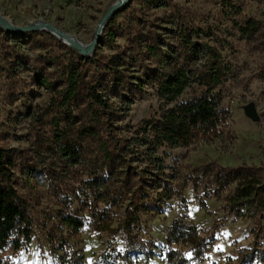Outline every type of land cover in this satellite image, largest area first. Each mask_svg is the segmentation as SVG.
<instances>
[{"label": "rangeland", "instance_id": "374dc122", "mask_svg": "<svg viewBox=\"0 0 264 264\" xmlns=\"http://www.w3.org/2000/svg\"><path fill=\"white\" fill-rule=\"evenodd\" d=\"M115 1L0 0V17L16 28L50 24L86 46ZM172 2L175 10H154L146 9L141 0H130L119 10L115 35L106 37L102 31L99 45L88 57L47 32L36 31L35 43L32 32L18 34L0 27V148L14 156L13 186L25 202L34 232L32 242L21 251L2 253L0 264H71V253L82 264H168L171 251L185 264H264V214L258 220L235 218L225 201L233 187L217 197L213 183L218 170L251 166L264 172L263 5L258 0ZM175 20L220 53L230 70L220 90L231 113L229 131L235 143L229 148L221 142H199L187 149H162L159 155L165 174L172 177L175 195L162 211L141 214L127 237L129 200L117 206L95 201L86 189L85 171L45 147L51 94L37 80L40 60L50 56L63 61L69 50L83 60L94 55L109 59L130 50L137 32L175 44ZM249 20L258 24V32L250 38L239 33ZM130 72L140 75L136 69ZM146 92L132 102L118 124L124 132L157 115L158 99L151 90ZM249 105L257 121L247 117ZM144 166L133 163L136 171ZM67 214L81 221L82 227H68L63 220ZM101 219L109 228L100 225ZM177 221L198 230L205 241L203 256L197 257L187 243H170L168 235Z\"/></svg>", "mask_w": 264, "mask_h": 264}, {"label": "trees", "instance_id": "16d2710c", "mask_svg": "<svg viewBox=\"0 0 264 264\" xmlns=\"http://www.w3.org/2000/svg\"><path fill=\"white\" fill-rule=\"evenodd\" d=\"M264 8V0H258ZM146 9H176L172 0H141ZM114 13L103 29L115 35ZM175 44H164L160 36L137 32L134 44L112 58L93 56L83 60L67 51L61 61L45 56L40 60L37 80L51 94L49 136L45 147L56 156L85 171L86 189L97 202L119 205L129 200L124 232L131 236L140 215L162 211L174 197L172 177L160 157L162 149H187L202 142L234 145L229 131L230 111L223 104L220 87L230 74L220 53L185 24L174 21ZM258 24L249 20L239 28L243 37H253ZM35 32L32 42H38ZM131 69L139 71L134 77ZM49 76H54L51 78ZM151 90L158 99V113L134 131L124 132L119 123L132 102ZM187 95L186 98H183ZM181 99V100H180ZM134 160H132V159ZM145 166L136 171L134 162ZM14 156L0 148V255L19 252L33 240L31 217L13 186ZM213 183L220 197L233 187L225 201L237 219H263L264 172L241 166L218 170ZM205 208L204 203L201 204ZM65 224L75 230L82 222L65 215ZM100 225L109 228L106 219ZM170 243L189 244L197 257L203 256L205 241L192 225L175 222L168 235ZM168 264H185L175 251ZM71 264H82L74 253ZM67 264H70L69 261Z\"/></svg>", "mask_w": 264, "mask_h": 264}, {"label": "water", "instance_id": "95a60500", "mask_svg": "<svg viewBox=\"0 0 264 264\" xmlns=\"http://www.w3.org/2000/svg\"><path fill=\"white\" fill-rule=\"evenodd\" d=\"M128 1H130V0H128ZM124 6H125L124 3L119 2V3H116L115 5L111 6L107 10V12L105 13V15L103 16V18L100 22V28L95 31V35H94L93 40L91 41L90 44L86 45L85 48L82 47V45L78 41L73 42V45L70 46V48L76 50L81 57H88L89 55H91L93 53L94 49L99 45L101 32L104 29V27L106 26V24L108 23V21L110 20V18L114 15V13L119 11L120 8H122ZM0 27L4 30H8L9 32H14V33H18V34L31 33V32H36V31L47 32V33L51 34L52 36H54L55 38H57L58 40L62 41L63 43H64L63 38L67 39V40L74 39L73 37H71L68 34L62 32L61 30L55 28L54 26L47 24V23H43V22L31 24V25H29L27 27H23V28H16V27H13L10 23L6 22L5 20H3L0 17ZM245 112H246V115L248 118H250L253 121H257L258 118H257V115H256L255 110H254L252 105H249L246 108Z\"/></svg>", "mask_w": 264, "mask_h": 264}, {"label": "bare ground", "instance_id": "6f19581e", "mask_svg": "<svg viewBox=\"0 0 264 264\" xmlns=\"http://www.w3.org/2000/svg\"><path fill=\"white\" fill-rule=\"evenodd\" d=\"M119 2H122V3H124V5H126L129 1L128 0H116L111 6H113V5H115L116 3H119ZM110 6V7H111ZM100 28V23L98 24V27H97V29H99ZM96 29V30H97ZM103 31V30H102ZM102 33V32H101ZM63 41H64V43L67 45V46H72L73 45V42H77V40L74 38V39H72V40H67V39H64L63 38ZM82 47H86V46H83L82 45Z\"/></svg>", "mask_w": 264, "mask_h": 264}]
</instances>
